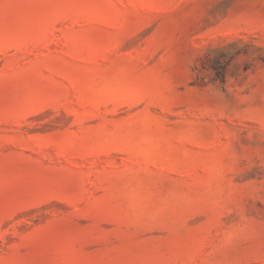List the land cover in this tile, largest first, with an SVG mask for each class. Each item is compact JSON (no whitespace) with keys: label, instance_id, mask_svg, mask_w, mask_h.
I'll list each match as a JSON object with an SVG mask.
<instances>
[{"label":"rangeland","instance_id":"rangeland-1","mask_svg":"<svg viewBox=\"0 0 264 264\" xmlns=\"http://www.w3.org/2000/svg\"><path fill=\"white\" fill-rule=\"evenodd\" d=\"M0 264H264V0H0Z\"/></svg>","mask_w":264,"mask_h":264},{"label":"trees","instance_id":"trees-1","mask_svg":"<svg viewBox=\"0 0 264 264\" xmlns=\"http://www.w3.org/2000/svg\"><path fill=\"white\" fill-rule=\"evenodd\" d=\"M221 74H222L221 72L217 71V76H221Z\"/></svg>","mask_w":264,"mask_h":264}]
</instances>
